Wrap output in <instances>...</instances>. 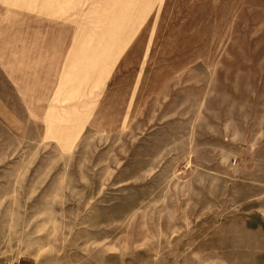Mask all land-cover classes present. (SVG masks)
I'll use <instances>...</instances> for the list:
<instances>
[{
  "label": "rangeland",
  "instance_id": "1",
  "mask_svg": "<svg viewBox=\"0 0 264 264\" xmlns=\"http://www.w3.org/2000/svg\"><path fill=\"white\" fill-rule=\"evenodd\" d=\"M0 264H264V0H0Z\"/></svg>",
  "mask_w": 264,
  "mask_h": 264
}]
</instances>
